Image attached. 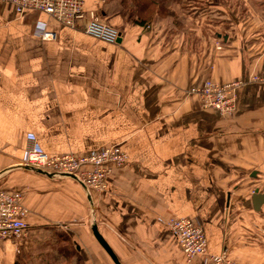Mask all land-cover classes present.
<instances>
[{
  "label": "crops",
  "instance_id": "1",
  "mask_svg": "<svg viewBox=\"0 0 264 264\" xmlns=\"http://www.w3.org/2000/svg\"><path fill=\"white\" fill-rule=\"evenodd\" d=\"M83 1L76 29L0 3V188L30 211L22 250L49 254L57 232L85 264H115L96 225L121 264H206L167 229L182 217L203 224L208 253L264 264V205L252 201L264 194V84L250 83L264 72V0H170L168 17L144 27L114 14L118 0ZM90 14L120 29L118 44L85 33ZM207 81L244 83L233 114L190 93ZM35 144L50 156L118 146L128 163L88 194L28 169Z\"/></svg>",
  "mask_w": 264,
  "mask_h": 264
},
{
  "label": "built area",
  "instance_id": "2",
  "mask_svg": "<svg viewBox=\"0 0 264 264\" xmlns=\"http://www.w3.org/2000/svg\"><path fill=\"white\" fill-rule=\"evenodd\" d=\"M7 2L21 16L29 12H40L72 29L77 28L78 22L84 19L86 13L83 0H0V3ZM84 31L91 38L110 45L118 44L121 38L118 29L99 20L94 14L88 17ZM37 35L43 41L55 40V34L46 30L40 29ZM250 83L264 84V72L254 74ZM242 86V81L226 84L207 81L202 86L192 88L190 93L199 96L206 107L221 115H230L237 106L236 90ZM127 163V154L118 146L108 147L91 155L50 156L35 144L24 157V165L28 168L41 170L58 178H63L64 175L75 176L88 194L91 191H106L108 177ZM29 216L30 211L24 203L22 192L0 188V247L10 243L19 252L20 243L29 234ZM165 225L177 239L189 262L202 257L206 264H239L229 257L227 251L208 253L207 237L200 221L172 217L166 220Z\"/></svg>",
  "mask_w": 264,
  "mask_h": 264
},
{
  "label": "trees",
  "instance_id": "3",
  "mask_svg": "<svg viewBox=\"0 0 264 264\" xmlns=\"http://www.w3.org/2000/svg\"><path fill=\"white\" fill-rule=\"evenodd\" d=\"M170 0H118V3L113 6L114 14H119L127 24L146 26L156 14H167L166 4ZM155 12V13H154ZM106 24L120 29L104 19H101ZM51 243V252L43 254L42 257L36 256L35 260H28L26 254L18 257L14 264H85L80 256L74 242L65 234L55 233L48 238ZM22 251V250H21ZM23 252V251H22ZM17 256V254H16ZM39 259H41L39 261Z\"/></svg>",
  "mask_w": 264,
  "mask_h": 264
},
{
  "label": "rangeland",
  "instance_id": "4",
  "mask_svg": "<svg viewBox=\"0 0 264 264\" xmlns=\"http://www.w3.org/2000/svg\"><path fill=\"white\" fill-rule=\"evenodd\" d=\"M155 13V12H154ZM168 15H169V13H167V14H165V13H163V14H156L152 19H151V21H150V23L149 24H152L153 23V21L155 20V19H157V17H160V18H166V17H168ZM99 20H101V19H99ZM31 169V168H30ZM31 170H33V171H41V170H37V169H31ZM44 172V171H43ZM65 176V175H64ZM63 176V178H66V177H64ZM105 192V191H104ZM104 192H101V193H104ZM50 233H52V232H50ZM29 234H28V236L20 243V247L18 248L19 250V252H17L16 250V248H15V246L14 245H12V244H10V243H6L5 245H3V246H1L0 247V264H14L16 261H17V259H18V257H22V255L24 254H26V257L28 258V260H30V262L33 260H35V258L34 257H36V256H34V255H32V254H30V255H28V253H27V251H26V249H24V250H22V246H23V243L25 242V241H29L30 239H29ZM41 239H42V241H47L46 239L48 238V236L46 237V236H43V237H40ZM10 245V246H9ZM7 246H9V247H11L12 249H13V251H14V254H12L11 255V253H10V248H8L7 249ZM3 250H5V252L3 253V255H1V251H3ZM23 252H22V251ZM36 253V252H35ZM34 253V254H35ZM16 254H17V256H16ZM35 255H37V256H39V257H42L43 256V253H41V254H39V253H37V254H35ZM41 259H39V261H40ZM236 261V260H235ZM35 262L37 263V261L35 260ZM237 263H239L238 261H236ZM240 264V263H239Z\"/></svg>",
  "mask_w": 264,
  "mask_h": 264
},
{
  "label": "water",
  "instance_id": "5",
  "mask_svg": "<svg viewBox=\"0 0 264 264\" xmlns=\"http://www.w3.org/2000/svg\"><path fill=\"white\" fill-rule=\"evenodd\" d=\"M28 169H30V168H28ZM36 172L40 173V174L52 176V175H50L46 172H43V171H36ZM64 177L70 178L72 180H76V177L73 175H65ZM252 201H253L255 210L260 211L261 207L264 205V194L260 193L259 191H256L253 195ZM92 232H93L94 237L98 241V243L102 246L101 248H103L107 252V254L111 257L113 262L115 264H121L119 259L117 258V256L115 255V253L113 252V250L111 249L109 244L107 243V241L103 238V236L101 234H99L100 232L98 231V227L96 225H94L92 227Z\"/></svg>",
  "mask_w": 264,
  "mask_h": 264
}]
</instances>
